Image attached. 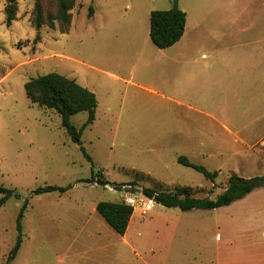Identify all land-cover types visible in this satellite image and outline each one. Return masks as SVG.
I'll list each match as a JSON object with an SVG mask.
<instances>
[{
    "label": "rangeland",
    "instance_id": "1",
    "mask_svg": "<svg viewBox=\"0 0 264 264\" xmlns=\"http://www.w3.org/2000/svg\"><path fill=\"white\" fill-rule=\"evenodd\" d=\"M36 1L13 0L16 16L8 25L10 0H0V184L21 194L0 207V264L16 244L26 200L23 242L10 264H264V184L216 209L159 203L148 214L136 209L124 235L97 210L99 201H123L129 189L142 196L148 187L188 185L195 196L214 199L231 174H264V0H181L188 60L241 68L237 80L233 69L208 80L205 100L190 72L182 79L187 86L173 82L169 63L178 55L127 52L122 45L120 15L130 2L145 8L142 18L148 3L173 8L171 0H76L67 32L58 19L37 29ZM96 4L102 11L89 17ZM41 5L44 19L56 17L57 0ZM50 72L98 95L96 119L78 141L57 111L27 96L26 82ZM88 117L82 111L72 121L80 128ZM180 155L218 170V177L212 182L179 163ZM93 164L108 184L80 181L92 177ZM69 184L65 193H34Z\"/></svg>",
    "mask_w": 264,
    "mask_h": 264
},
{
    "label": "trees",
    "instance_id": "2",
    "mask_svg": "<svg viewBox=\"0 0 264 264\" xmlns=\"http://www.w3.org/2000/svg\"><path fill=\"white\" fill-rule=\"evenodd\" d=\"M10 0L7 6V24L11 25L16 16V8ZM173 1V0H172ZM76 0H57L56 17L49 16L44 19V11L41 0L36 1L34 25L39 29L45 23L51 27L55 26V20L58 19L62 24L63 32H67L72 22V10ZM94 14V6H90L89 17ZM187 14L181 8L178 9H155L151 13L150 35L153 42L160 48H168L176 44L184 35L186 30ZM40 35L37 36V39ZM27 96L33 103L45 106L57 111L62 119V126L67 133L74 139L80 140L83 131L95 121L97 116L98 97L97 94L89 88L80 84L76 79L70 78L59 72H50L31 78L25 84ZM88 111L89 117L79 128L72 121V116L76 113ZM84 149V147H81ZM86 156L92 161V157L87 151ZM178 162L192 167L202 172L207 179L212 182L219 175V171H212L204 165L193 162L187 155L178 156ZM97 178L101 184H108L104 179L102 170H95L93 164L92 177L80 181L92 182ZM248 179L236 173L231 174L228 179L226 189L216 198L197 197L194 195V188L188 185H176L172 189L162 190L159 188H144L143 193L150 198H154L157 203L166 207H178L184 211L194 208L216 209L231 205L232 203L243 199L263 183H246ZM73 187V184L67 186L46 185L40 186L34 190L36 194L60 191L65 193ZM0 207L3 206L11 197L21 198V194L13 189L0 184ZM28 200L20 209L17 218V230L19 232L15 246L11 249L7 264L15 258L23 242V217L27 208ZM98 212L104 217L109 225L121 235L128 230L130 220L134 214V207L125 203V201H107L102 200L97 204Z\"/></svg>",
    "mask_w": 264,
    "mask_h": 264
},
{
    "label": "crops",
    "instance_id": "3",
    "mask_svg": "<svg viewBox=\"0 0 264 264\" xmlns=\"http://www.w3.org/2000/svg\"><path fill=\"white\" fill-rule=\"evenodd\" d=\"M180 2H181V0H179V8H181ZM171 3L173 4L172 0H171ZM154 5L155 4L148 3L146 5L147 6L146 15H144L141 18L140 15L144 12L145 8L142 9L143 11H140L141 8H140L139 4H136V6H134L132 4V2H130L126 6V8L124 9V12L120 15V19L121 20L123 19L126 22L124 25L121 26V30L123 31V34L126 36V38L122 41V45L127 52L142 49L143 52H146V50H150L151 53L178 55V56H176L178 59L175 58L174 61L169 63V66L172 67L173 71H175L173 82L175 84L176 83L183 84V85L189 84L188 82H185L182 79H185L188 77L190 78V76L188 74L190 72L191 73L190 75H192L191 76L192 78L198 79L200 81L201 88L199 89V94L203 96L204 100L206 99V97H205V91L207 90L206 82L208 80H216V79L222 78L224 70L230 71L231 69H233L234 71H233V73H231V76H234L236 78V80L238 79V73L240 74L239 70L241 69L238 64L233 65L232 63H227V64H221V65H218V67H215V63H211L209 60L204 61L203 65L200 64V62H199L200 59L196 62H194V61L191 62L188 60L190 48L185 47V36L187 34V29H188V12L184 8H181V9L184 10L187 14V22H186V30H185V33L182 36V38L176 44H174L171 47H168V48L158 47L153 42V40L151 39V35H150L151 13L155 9L167 10V9H171V8H170V5H167L165 2L158 5V6H154ZM101 7L102 6L96 4V7L94 6V14L91 17L95 18V16H97V14L99 13V11H102V9L100 10ZM111 8L115 9L114 5H112ZM109 11H112V10L106 9V13H108ZM104 17L107 18V14ZM233 20H234V22L237 21V17L235 16L233 18ZM205 51H206L205 49L202 50V56L206 55ZM191 71H193V72H191ZM207 71H213L214 73L212 72V74H211V73H208ZM174 90H175V92H173V93H175L179 96L180 94H178L176 92L177 90L175 88H174ZM97 97H98V95H97ZM170 98L172 99V101H176L182 105L190 106L187 103H185L182 99H180V98L178 99V97H176L174 95L171 96ZM251 103H253V100L251 101ZM254 107H255V105H252L251 109L253 110ZM215 108L218 110H221L216 105L214 106V109ZM228 108H231V106H229ZM228 108H224V109H228ZM221 111H223V108ZM222 124H223V126L226 127L227 131L235 133V131L232 130L229 125L224 124L223 122H222ZM247 133H255V131L248 130Z\"/></svg>",
    "mask_w": 264,
    "mask_h": 264
},
{
    "label": "built area",
    "instance_id": "4",
    "mask_svg": "<svg viewBox=\"0 0 264 264\" xmlns=\"http://www.w3.org/2000/svg\"><path fill=\"white\" fill-rule=\"evenodd\" d=\"M124 201L126 204L134 207L135 210H140L142 214L151 212L157 203L154 198L147 197L145 194L137 196L130 189L126 191Z\"/></svg>",
    "mask_w": 264,
    "mask_h": 264
},
{
    "label": "water",
    "instance_id": "5",
    "mask_svg": "<svg viewBox=\"0 0 264 264\" xmlns=\"http://www.w3.org/2000/svg\"><path fill=\"white\" fill-rule=\"evenodd\" d=\"M173 8H179V0H173ZM246 183H263L264 184V174L263 175H256L251 178H248Z\"/></svg>",
    "mask_w": 264,
    "mask_h": 264
}]
</instances>
